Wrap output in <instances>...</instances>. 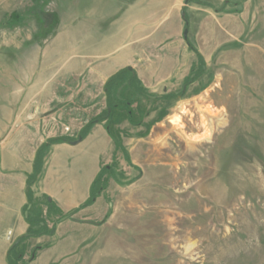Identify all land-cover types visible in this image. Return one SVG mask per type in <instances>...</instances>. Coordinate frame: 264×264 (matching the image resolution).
<instances>
[{"label":"rangeland","instance_id":"obj_1","mask_svg":"<svg viewBox=\"0 0 264 264\" xmlns=\"http://www.w3.org/2000/svg\"><path fill=\"white\" fill-rule=\"evenodd\" d=\"M115 2L0 0V102L20 99L44 135L100 113L104 94L83 68L82 44L114 31ZM185 6L206 71L176 100L134 97L140 124L116 126L129 163L120 150L108 163L107 215L79 231L83 244L61 264H264V0H230L229 12L205 0ZM177 15L167 52L187 75L196 59ZM177 79L149 92L177 93Z\"/></svg>","mask_w":264,"mask_h":264},{"label":"crops","instance_id":"obj_2","mask_svg":"<svg viewBox=\"0 0 264 264\" xmlns=\"http://www.w3.org/2000/svg\"><path fill=\"white\" fill-rule=\"evenodd\" d=\"M182 1L116 0L114 18L117 14H120V18L109 26L115 32L107 31L93 40L83 38L82 65L84 69L87 68L88 78L91 77L102 90L110 75L131 66L150 92H156L168 81H178V77L183 79L187 69H181L180 74V70L176 69L179 64L172 63L167 52L170 37L166 32L171 11L179 14L174 22L184 24L181 10L187 3ZM205 1L215 5L225 4L224 12L232 11L226 7L230 0ZM97 27H101L98 22ZM182 31L183 28L181 37ZM147 50L151 53L146 57ZM24 108L25 104L20 99L9 101L8 98L0 102V264H7V250L28 228L23 216L25 186L27 174L32 171L36 149L50 137H75L88 121L86 119L72 126L70 133L58 129L44 135L40 121L33 123L32 127L27 125ZM124 123L128 127L129 123ZM122 139L125 144L127 141L126 145L130 143L129 138L123 136ZM117 152L102 123L93 125L77 143L51 145L40 177L33 186L34 196L39 199L49 197L62 214L71 212L88 199L95 176L103 165L111 163ZM108 206L107 192L103 190L91 205L78 209L70 218L57 223L52 235L28 238L24 242L22 264H61L83 244V235L79 231L97 227L107 215ZM55 217L48 221V226ZM8 232H11L10 238ZM36 247H39L36 256L28 260Z\"/></svg>","mask_w":264,"mask_h":264},{"label":"trees","instance_id":"obj_3","mask_svg":"<svg viewBox=\"0 0 264 264\" xmlns=\"http://www.w3.org/2000/svg\"><path fill=\"white\" fill-rule=\"evenodd\" d=\"M192 0H187L186 3ZM207 4V3H205ZM208 5V4H207ZM182 19L184 21V28H188V18L186 16V10L183 8ZM12 21L19 19L14 13L11 14ZM187 47L194 53L195 61L192 63L189 73L184 77L182 87L177 93H165L154 95L143 86L142 82L138 78L135 70L129 66L117 70L110 75L103 84L102 90L105 98V107L96 116L90 118L78 131L75 137L69 136H56L47 138L42 142L35 151V155L32 162V171L27 174L25 195L26 203L23 206V216L28 224V228L25 234L18 237L12 242L9 249L6 252L5 260L7 264H22V260L25 253V241L28 238H37L42 235H52L55 225L61 222L63 219L70 218L78 209L91 205L95 199L100 195L104 188V177L106 174L114 177V169L112 165H103L90 186V194L86 201H84L78 208L62 214L57 211L55 204L47 196H42L40 199L34 196L33 186L37 183L44 159L49 152L51 145L57 143H70L74 144L81 141L89 132L91 127L97 123H102L107 134L112 139L116 150H120L124 156V159L129 163L128 152L122 145L121 130L116 127L123 120H128L132 125L140 124V120L135 118L136 111L132 105L136 102L134 97L144 99L162 100L164 102H170L181 97L185 93V89L195 81H197L206 71L205 61L200 52L191 44V42L184 38ZM137 113L141 114L140 106H137ZM43 206L45 210L43 211ZM51 226H48V221L55 216ZM39 247H36L31 252L28 260H32L37 253Z\"/></svg>","mask_w":264,"mask_h":264},{"label":"water","instance_id":"obj_4","mask_svg":"<svg viewBox=\"0 0 264 264\" xmlns=\"http://www.w3.org/2000/svg\"><path fill=\"white\" fill-rule=\"evenodd\" d=\"M187 1V0H185ZM183 10H181V15L183 14ZM187 32H188V29L187 28H184L183 31H182V34H183V37L185 38L187 36ZM131 68V66H129Z\"/></svg>","mask_w":264,"mask_h":264},{"label":"built area","instance_id":"obj_5","mask_svg":"<svg viewBox=\"0 0 264 264\" xmlns=\"http://www.w3.org/2000/svg\"><path fill=\"white\" fill-rule=\"evenodd\" d=\"M66 131H68V128H65ZM11 232H8V238H10Z\"/></svg>","mask_w":264,"mask_h":264},{"label":"bare ground","instance_id":"obj_6","mask_svg":"<svg viewBox=\"0 0 264 264\" xmlns=\"http://www.w3.org/2000/svg\"><path fill=\"white\" fill-rule=\"evenodd\" d=\"M109 51V50H108ZM82 55V54H81ZM208 133H205L204 135H203V137H208Z\"/></svg>","mask_w":264,"mask_h":264}]
</instances>
